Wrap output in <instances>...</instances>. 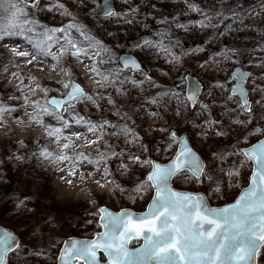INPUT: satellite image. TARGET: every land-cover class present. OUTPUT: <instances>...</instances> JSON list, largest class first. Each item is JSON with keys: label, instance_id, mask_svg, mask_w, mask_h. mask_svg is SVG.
<instances>
[{"label": "snow or ice", "instance_id": "6c2138e0", "mask_svg": "<svg viewBox=\"0 0 264 264\" xmlns=\"http://www.w3.org/2000/svg\"><path fill=\"white\" fill-rule=\"evenodd\" d=\"M182 3L184 7L180 10L181 15L195 13L201 19L189 25L179 22V18L173 16L171 21L165 17L160 23L168 24L170 28L174 24L176 29L185 32L195 28L219 29L226 20L240 24H244L245 20H251L252 31H256L259 25L264 24V0H260L258 11L253 9L244 12L239 10L243 7L239 3L235 7L229 5L225 9L224 0H219V5L213 2L207 8L193 0H182ZM79 4L91 9L95 18L101 22V27L112 21H116L117 24L133 25L136 23L135 17L140 12L138 7H132L129 0H123V5H127V11L118 10L114 6V0L102 2L91 0V3L79 0ZM0 11L6 14L0 20V46L7 49L10 54L7 62L3 64L4 70L0 73V81L8 84L12 83V78L18 81L14 85L13 93L0 94V126H7L6 118L19 110L9 105L7 101L15 100L24 109L32 108L31 113L26 111L28 119L19 123L25 126H39L43 129L42 135L50 144L55 145V148H50L41 144L37 138L39 146L32 156L47 161L58 171H63L62 166L67 164L69 166L67 175L79 174L81 181L85 180V175L79 169L91 165L94 171L88 175L93 178L99 175V179H95L94 182L101 189L113 186L114 190L121 194L127 191L119 182L109 179L114 176L108 167L111 161H119L117 171L122 175L131 174L133 165L140 169H150L146 177L137 180L131 190L136 194L146 193L149 189L154 190L155 195L147 211L137 216L128 210L114 214L107 208H99L97 213L99 227L103 231L98 232L91 240L71 239L61 242L56 264H103L100 254L107 258L106 264H264V140L240 151H236L235 147L232 151L227 149L221 151L219 147H214L204 160L175 130L169 131L167 127H160L152 130L168 133L166 138L168 147L162 150L169 151L175 143H179L180 150L169 164L157 163L145 157L148 145L144 143L139 133L127 124V120L131 119L127 112L116 109L114 115L124 121L117 124L103 117L99 121H93L80 115L78 104L86 106L91 103L101 111L103 105L98 104L85 87L72 79V70L64 67L62 60L66 56L71 57L78 65L87 69L89 78L95 85L111 87L117 95L127 96L133 89H139L140 109L145 111L148 106L164 110L174 103L176 114L183 115L185 111H191L198 106L200 114L207 116L202 122L193 123V127L199 129L197 135L205 139L229 135L219 120L211 118V109L217 106V91L219 99L223 100L219 107L231 111L227 109V105L235 99L236 111L248 116L244 121L231 119L230 124L245 126L254 123L256 111L254 106L264 107V88L258 89L255 84V80L261 77L253 78L250 71L235 68L229 72V77L224 83L220 81L211 83V90L205 92L202 80L194 78L191 74L187 76L181 74L179 80H175L168 90L159 91L155 95H144L145 84L152 88L161 86L149 72L145 71L142 63L132 55L117 56L112 47L93 34L86 25L79 23L77 16L59 0H47V3L45 0H0ZM45 11L49 13L58 11L61 15H66L69 21L59 26L41 23L35 13ZM231 27V24L225 25L218 35L224 36L229 33ZM107 35L115 38L112 32H108ZM172 36L173 32L168 30L157 32L156 38L141 37L135 41L132 50L144 53L146 57H155L157 60L163 58L167 64L175 67L182 62L183 57L174 51L180 47V41L178 38L173 40ZM261 37L264 38V33H261ZM7 41H11L14 46H10ZM259 51L264 53V46H261ZM238 57L239 50L228 47L199 64L198 68L206 70L216 65L218 70L221 61L235 65ZM13 58H23L25 65H38L41 72L44 71L43 65L49 59L53 61L52 71L59 68L66 77L65 80L59 81L62 91L58 90L57 96H50V89L41 86L39 82L31 81L25 84V78L19 71H11V68H19V65L13 62ZM85 61L90 63L86 64ZM251 66L264 68V57L260 58L259 64L253 62ZM250 79H253L251 91L258 90L261 94L259 100L250 99L249 90L245 87ZM33 83L35 87L32 86ZM25 88L28 89L27 92ZM15 92L21 95L17 96ZM98 95L101 99H107L109 104H115L111 95L103 93ZM205 95L213 99L205 102L203 99ZM129 99L131 100V97ZM147 115L157 118L160 111H147ZM48 117L56 121L55 126L46 122L45 118ZM81 128L86 129V133H82ZM5 135L9 134L6 132ZM249 135L264 136V125L250 129ZM106 137L117 139L124 137L125 144L131 147L116 151L110 139ZM82 138L83 144L78 145L77 142ZM19 143L23 145L24 141L20 140ZM94 146L95 156L84 151L75 155L69 154L77 147L92 149ZM132 148H139V154L134 153ZM233 155L244 158L239 162V168H243L245 162L253 165L249 186L241 192L234 203L223 208H213L205 196L177 192L171 187L170 182L173 178L189 179L199 183L208 180L214 184V187H211L212 194L223 197L225 193L221 185L225 179L229 186H233L232 181L240 176L239 169L235 166L227 169L222 167ZM9 159L20 161L27 157L13 152ZM218 165L221 166L219 167L221 176L213 180L211 172ZM65 182L72 183L71 180ZM130 198L134 199L131 195ZM29 204V197L17 196L13 202L15 214L17 216L33 214L35 209ZM32 233L34 237L39 235L38 225L33 226ZM132 240H143V244L135 250H130L128 245ZM56 244V241H50L51 246ZM49 250V246L42 243H25L11 230H0V264H12L13 259L15 264H33L36 259L44 262L49 258Z\"/></svg>", "mask_w": 264, "mask_h": 264}, {"label": "rangeland", "instance_id": "374dc122", "mask_svg": "<svg viewBox=\"0 0 264 264\" xmlns=\"http://www.w3.org/2000/svg\"><path fill=\"white\" fill-rule=\"evenodd\" d=\"M59 2L65 4V6L77 16L79 23L86 25L92 30L93 34L103 39L107 45L112 47L117 56L121 53H131L140 59L145 71L149 72L156 80L157 84L161 86L160 88H152L145 84L144 88L146 91L143 93L144 95H155L159 91L168 90L169 87L173 86L175 80H179L181 74L186 75L189 73L202 80L204 83V91L208 92L211 90V83L216 81L224 83L229 77V72L235 68L250 70L253 74V78L261 77V79L255 80V84L258 89L264 88V68L251 66L253 62L259 64L260 58L264 57V53L259 51V48L264 46V38L261 37V33H264V24L259 25L256 31H252L253 22L251 20H245L244 24H240L239 22L232 23L231 20H226L224 24L220 25L219 29L200 30L195 28L185 32L176 29L174 24L170 28L168 24L160 23L165 17L171 21L173 16L178 17L179 22L189 25L201 19V17L195 13L181 15L180 10L184 7L182 0H129L132 7H138L140 9L139 14L135 17L136 23L133 25H126L123 23L117 24L116 21H112L111 23H107L104 27H101V22L95 18L91 9L84 8L79 4V0H59ZM87 2L91 3V0H87ZM193 2L200 3L201 6L205 8L213 2L219 5V0H193ZM45 3H47V0H45ZM238 3L243 6L239 9L241 12L245 10L252 11L253 9L258 11L260 9V0H224V8L227 9L229 5L235 7ZM114 6L118 10H128L127 5H123V0H114ZM226 14L230 15L228 12H226ZM5 15V13L0 11V20H2ZM35 16L41 23L48 24L49 26H59L69 21L66 15H61L58 11L52 13L46 11L36 12ZM228 24L232 26L231 31L224 36H219L218 32L223 30L225 25ZM145 25H147V27H145ZM168 30L173 32V40L178 38L180 41V47L174 49V51L181 55L183 59L182 62L175 67L167 64L163 58L157 60L155 57H146L144 53L133 52V44L136 40L141 37L156 38L157 32ZM108 32L114 33L115 38L107 35ZM7 42L10 46H14L11 41ZM117 45L120 46L117 47ZM228 47L239 50L238 62L235 65H230L227 61H221L218 70L216 65H212L211 68L206 70H200L198 68L199 64L204 63L205 60L210 59L213 55L220 53L223 49ZM197 49H203V51H195ZM254 49L256 50L254 51ZM185 53L192 54L185 55ZM9 55L7 49L0 46V73H3V64L7 62ZM13 62L19 65V68H11V71H19L21 76L25 78V84H29L31 81L39 82L41 86L50 89V96H57L58 90L62 91L59 81L65 80L66 77L64 72L59 68L54 72L52 70L41 72L39 70L40 66L38 65H25L23 58H13ZM46 63L53 64L54 62L49 59ZM62 65L66 68H70L73 72L72 79L80 82L88 90V93L93 95L97 103L103 105V110L101 111L91 103H88L86 106L85 104H78L77 108L80 111V115L93 121H99L103 117L117 124L124 123V121H122L120 117L114 115L116 109L119 108L121 112H127L131 116V119L127 120V124L132 126L142 137L144 143L148 145V152L145 153V157L148 159L167 162L174 154L172 150H174V148L176 150L178 146V143H175L171 146L169 151L165 152L162 150L168 147L166 140L168 133L152 130L159 129L160 127H167L169 131L175 130L178 135H187L193 146L201 153L205 160L211 148L219 147L221 151L225 149L232 151L233 147H235V150L237 147H247L264 138V136L249 135L250 129L264 125V107L254 106L256 111L254 123L252 125L240 126L230 124L229 121L231 119L244 121L248 119V116L236 111L235 99L227 105V109H231V111L219 107L218 105L223 103V100L219 99V92L217 91V106L212 107L211 118L219 120L229 135L222 138L212 136L205 139L197 135L200 130L193 127V123L202 122L207 116V114H200L198 106L193 111H185L183 115L176 114L174 103L164 110L148 106L147 111H160L159 117L152 118L147 115V111L140 109L139 97L141 93L139 89H133L127 96H120L117 95L111 87L104 88L95 85L89 78L87 69L82 65H78L71 57H64ZM105 67L108 66L105 65ZM164 73H168V75H164ZM17 83L18 81L15 78H12L11 84L0 81V94L13 93L14 85ZM32 86L35 87V84L33 83ZM245 86L249 90L251 100L254 101L261 98V94L258 90L256 92L251 91L253 79H250ZM25 91L27 92L28 89L25 88ZM98 93L111 95L115 100V104H109L107 99H101ZM15 95L20 96L21 93L15 92ZM130 97L131 100L129 99ZM36 98L38 97H33V99ZM203 99L205 102H208L210 99H213V97L205 95ZM7 103L17 107L19 110L6 118L7 126H0V193L4 192L6 194H3V196L1 195L3 203H0V221L2 220L7 224L16 222L25 217L17 216L13 209L8 214H3L2 205L7 209V203L9 202L6 196L12 197V190L9 192L6 190L9 176L13 177L14 180H16V178H23L24 183H26L30 177L40 178L41 184L39 185L40 190L38 194L52 200L47 204L49 210L41 214L37 211L33 213L36 217H40L41 219L31 222L28 225L31 234L29 233V237L23 235L25 243H42L49 246L51 251L52 249H57L56 251L58 252V248L62 246L61 242L68 236H78L76 233L83 231L85 233L84 237H93L100 231L101 228L98 225L94 232L89 233L91 225L99 220L97 214L99 208L108 207L113 210L132 208L137 211L146 208L149 199L141 201L142 194L131 193L129 188L131 186L135 187L137 180L145 178L150 169H140L138 166L133 165L131 174L122 175L117 171V164L119 161H111L108 167L114 173V176L109 177V179H114L119 182L121 186L127 190L123 194L115 191L113 186H107L101 189L94 182L95 179H99V175H96L94 178L88 175L89 172L94 171L91 165L87 168L81 167L79 169V171L83 172L85 175L84 181L80 180L79 174L76 176H68L67 172L69 166L67 164L62 166L64 169L63 171H58L47 161L32 156V153L36 151L39 146L37 138H39L41 144L48 145L50 148H55V145L50 144L48 139L42 135L43 129L39 126H25L19 123L21 120L26 121L28 119L26 111L31 113L33 111L32 108L24 109L20 107L19 103L15 100L7 101ZM45 119L47 123L54 126L56 125V121L53 118L48 117ZM80 131L86 133L87 130L81 128ZM6 132L9 135H5ZM9 136L11 138H9ZM89 136H91V134H89ZM106 139H110V143L116 148V151L131 147L125 144L124 137H120L119 139L115 137H106ZM128 139H131V137H128ZM20 140L24 141L23 145L19 143ZM77 143L78 145L83 144V138ZM80 151H84L91 156L96 155L95 146L92 149L77 147L71 150L69 154L75 155ZM132 151L139 154L140 150L139 148H132ZM13 152L17 155H24L27 159L20 161L9 159V156ZM240 161L241 159L239 157L233 155L222 165L224 169L235 166L240 172V176L232 181L233 186H229L226 179L224 183H222L221 187L224 189L225 193L223 197L212 194L211 187H214V184L208 180L199 183L189 179L174 178V185L179 189L187 191L204 192L209 195V200H212L213 205L220 206L225 202H230L235 199L236 193L238 192V183L243 185L244 182H248L252 164L250 163V168L247 163H245L243 168H239ZM219 167L221 166L218 165L217 168L213 169L211 172L213 180L221 176ZM39 171L40 173H37ZM66 180H71L72 183L68 184L65 182ZM101 183H103V181H101ZM130 195L134 197V199L130 198ZM3 215L4 218H2ZM46 220L48 221L47 223L45 222ZM89 221H91V223H89ZM34 225L39 226V236H33L32 228ZM50 241H56V246H51ZM33 264L47 263L36 259L33 261Z\"/></svg>", "mask_w": 264, "mask_h": 264}, {"label": "trees", "instance_id": "16d2710c", "mask_svg": "<svg viewBox=\"0 0 264 264\" xmlns=\"http://www.w3.org/2000/svg\"><path fill=\"white\" fill-rule=\"evenodd\" d=\"M175 151V148L174 150ZM171 151V152H172ZM239 157L241 160H243V157L241 156H237ZM168 158V157H166ZM249 165L250 168V162H245ZM37 173H40L37 172ZM39 179V180H38ZM8 182V186L6 187V190L9 192L10 190H12V197L6 196V198L9 199V202L7 203V209L4 205H2V209H3V214L6 215L8 214L12 209H13V202L15 200V198L17 196L23 198V197H29L30 198V207H34L35 208V212L37 211L39 214L45 212L46 210H49V206L47 205L49 201H52L50 198L48 199L47 197L38 194L39 189V185L40 183V178L38 177H34V178H28V181L26 183H24L23 178H16V180L13 179V177L9 176V178L7 179ZM247 185V182H244L243 185H241L240 183H238V192ZM134 188V186H131L129 188V191L131 193H133L131 190ZM13 191H14V196H13ZM6 195L4 192L0 193V203H3L1 198L2 196ZM135 194V193H134ZM2 195V196H1ZM152 196V189H149L146 193H142V199L141 201H145L146 199H150ZM209 198V195H207ZM210 202L212 203V200L210 199ZM37 209V210H36ZM4 215L2 218H4ZM40 217H36V215L31 214V215H25V217H23L20 220H17L16 222L13 223H5L2 220L0 221L1 225L4 226H8L12 229H14V231H16V233L20 236L21 240H25L23 239V235H26V237H29V233L31 234V230L28 229V225L31 222H35L37 220H40ZM98 221H95L90 229H89V233L94 232L96 227L98 226ZM40 235V233H39ZM37 235V236H39ZM76 235L78 236H85V233L83 231H81L80 233H76ZM139 242L137 241H133L131 244L132 246H136L138 245ZM57 249H52L49 250L48 256L49 258L47 259L46 262L47 264H54L56 263V256L58 254V252L56 251ZM12 264H15V259H13Z\"/></svg>", "mask_w": 264, "mask_h": 264}, {"label": "water", "instance_id": "95a60500", "mask_svg": "<svg viewBox=\"0 0 264 264\" xmlns=\"http://www.w3.org/2000/svg\"><path fill=\"white\" fill-rule=\"evenodd\" d=\"M128 55H132V56H134L136 59H138L139 60V58L137 57V56H135L134 54H130V53H122V54H120L119 56L120 57H123V56H128ZM140 61V60H139ZM141 62V61H140ZM142 63V62H141ZM143 66V65H142ZM241 69V68H240ZM242 71H249V70H243V69H241ZM188 75V74H187ZM186 75V76H187ZM193 76V75H192ZM194 78H197L196 76H193ZM198 79V78H197ZM74 81H76V80H74ZM77 83H80V82H78V81H76ZM81 84V83H80ZM82 85V84H81ZM83 86V85H82ZM84 87V86H83ZM195 109V108H194ZM194 109H192L191 111H193ZM179 136H182V137H184L187 141H188V143H189V145L193 148V150L199 155V156H201V158L202 159H204L203 157H202V155L195 149V147L192 145V142L190 141V139H189V137L187 136V135H179ZM261 140H264V138H262V139H260V140H258L257 142H255L254 144H252V145H250V146H248V147H245V148H243V149H239V151L240 150H246V149H248V148H251L253 145H255V144H257V143H259V141H261ZM180 150V145H179V143H178V146H177V150H176V152L174 153V155H173V157L168 161V162H161V161H157V160H154L155 162H157V163H161V164H163V165H167V164H169L170 162H171V160L172 159H174V156H175V154L178 152ZM252 170H253V165H252ZM251 173H252V171H251ZM250 176H251V174H250ZM174 179V178H173ZM173 179H172V181L170 182V184H171V187L173 188V190L174 191H177V192H187V193H191V194H199V195H202V196H205L206 197V199L208 200V198H207V196H206V194L205 193H203V192H191V191H186V190H180V189H177L175 186H174V184H173ZM249 186V184L246 186V187H244L242 190H241V192L245 189V188H247ZM241 192H240V194H241ZM239 194V195H240ZM155 195V192H154V190H153V196ZM239 195L237 196V198L239 197ZM152 196V197H153ZM236 198V199H237ZM235 199V200H236ZM235 200L233 201V202H230V203H228V204H231V203H234L235 202ZM152 202V198L150 199V201L148 202V204H147V206H146V208H145V210H143V211H135V210H133V209H130V208H123V209H121V210H119V211H114V210H112V209H110V208H107V207H104V208H107L110 212H112V213H119V212H121V211H123V210H128V211H130V212H132V213H134V214H136L137 216H139V215H142L144 212H146L147 211V209H148V205L150 204ZM208 203H209V205L211 206V207H213V208H223V207H225V206H227L228 204H225V205H222V206H212L211 205V203L209 202V200H208ZM4 229H7V230H11V231H13L14 233H16L14 230H12V229H10V228H8V227H5V226H2V225H0V230H4ZM103 231V229L101 228V230L99 231V232H102ZM98 233V232H97ZM96 233V234H97ZM95 234V235H96ZM95 235L93 236V237H78V236H70V237H68V238H66L65 239V241L66 240H71V239H76V240H91V239H93L94 237H95ZM133 241V240H132ZM132 241H130L129 242V245H128V247H129V249L130 250H135V249H137V248H139L142 244H143V240H139L140 241V243H139V245L138 246H135V247H133V246H131V242ZM134 241H137V240H134ZM100 255H103V254H100ZM106 257H104V259H103V264H106Z\"/></svg>", "mask_w": 264, "mask_h": 264}, {"label": "bare ground", "instance_id": "6f19581e", "mask_svg": "<svg viewBox=\"0 0 264 264\" xmlns=\"http://www.w3.org/2000/svg\"><path fill=\"white\" fill-rule=\"evenodd\" d=\"M63 61V60H62ZM86 64L89 63L88 61L85 62ZM52 66L53 64H48V63H45L43 65V68H44V72H47V71H51L52 70ZM196 149V148H195ZM197 150V149H196ZM198 151V150H197ZM199 152V151H198ZM200 153V152H199ZM201 154V153H200Z\"/></svg>", "mask_w": 264, "mask_h": 264}, {"label": "flooded vegetation", "instance_id": "af4514ba", "mask_svg": "<svg viewBox=\"0 0 264 264\" xmlns=\"http://www.w3.org/2000/svg\"><path fill=\"white\" fill-rule=\"evenodd\" d=\"M145 32V31H144Z\"/></svg>", "mask_w": 264, "mask_h": 264}]
</instances>
